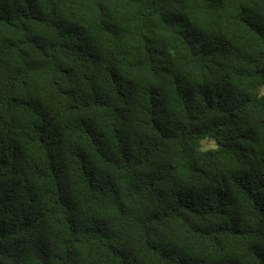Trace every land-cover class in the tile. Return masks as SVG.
<instances>
[{"label": "trees", "instance_id": "obj_1", "mask_svg": "<svg viewBox=\"0 0 264 264\" xmlns=\"http://www.w3.org/2000/svg\"><path fill=\"white\" fill-rule=\"evenodd\" d=\"M263 87L264 0H0V264H264Z\"/></svg>", "mask_w": 264, "mask_h": 264}, {"label": "rangeland", "instance_id": "obj_2", "mask_svg": "<svg viewBox=\"0 0 264 264\" xmlns=\"http://www.w3.org/2000/svg\"><path fill=\"white\" fill-rule=\"evenodd\" d=\"M261 93H264V87L262 88ZM204 146L205 147H210V146H213V144L212 143H208V142H204Z\"/></svg>", "mask_w": 264, "mask_h": 264}]
</instances>
